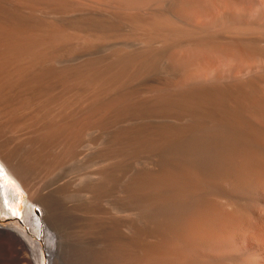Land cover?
I'll return each mask as SVG.
<instances>
[{
	"label": "bare ground",
	"instance_id": "6f19581e",
	"mask_svg": "<svg viewBox=\"0 0 264 264\" xmlns=\"http://www.w3.org/2000/svg\"><path fill=\"white\" fill-rule=\"evenodd\" d=\"M2 1L0 210L44 221L32 124L99 264H264V0Z\"/></svg>",
	"mask_w": 264,
	"mask_h": 264
},
{
	"label": "rangeland",
	"instance_id": "374dc122",
	"mask_svg": "<svg viewBox=\"0 0 264 264\" xmlns=\"http://www.w3.org/2000/svg\"><path fill=\"white\" fill-rule=\"evenodd\" d=\"M3 6L5 7L4 8L5 10H3ZM1 10L5 11V12L3 13V12H1ZM1 13H2V15H1ZM4 14H7V15H4ZM0 15L2 16V17L0 16V18H3V16H4V18H9V17L11 18L13 16L12 13L10 12V9L8 8V4L4 3V1H2V0H0ZM12 18H14V17H12ZM26 126H28V125H26ZM31 126L33 128L30 129ZM31 126H29V128H27V127L23 128V126H22V128H21L22 130H20V129L17 130V128H16L15 129L16 132L13 129L11 131L10 138H12V140L13 139L15 140V141L13 140L14 145H16V143L18 141L20 142V143L18 142V144L21 145V143H22V146L19 145V148L20 149L22 148L21 150L19 148H17L18 144L16 145L17 146L16 148L20 150L19 152L17 151L18 154L20 155V157L23 156L22 159L25 156L28 157V155H29L28 158L26 157L23 160L26 159L25 162L28 165L30 164L29 166L33 169V173L36 171L33 174V182H34L35 188L36 189L44 188L46 191V190H48L47 187L51 186V187H49L50 195L48 196L49 197L48 201L41 202V204H39V206L41 207V205H42V208H43L44 221L40 222V230L38 233L36 232V228L34 227V225L36 224L35 220L31 221L29 218L28 212L25 213V208L27 206V204L25 203V201L27 200V193L23 189H21L20 187H18L17 191H16V193H18L19 197H20V199H19L20 201L17 204L18 205V212L13 216H8V215H5L2 212V210H0V264H17V255H18L19 251H21V253L24 254L25 258H26L22 264H99V262L96 259V256L92 255V253H88L89 251H91V250H89L90 245L93 246L95 243L93 245L91 244L92 241L89 239L90 236L88 235L87 230L86 231L84 230L85 228L83 227V223L80 224L82 221L85 220V218H86L85 214H87V213H85L86 210L84 209L85 204L83 203V200H81L82 199L81 197H83V196H81L82 194L79 192V186L77 184H74L73 182L67 183L64 190L57 187V185L55 186V184L61 179V177L65 176V175L67 177L72 176L77 172V170L79 168L75 162H70V161L66 162L63 166H61L59 168H57L56 166L53 165L54 160L51 162V160L53 158L50 157V155L53 153V155H51V156H54V154H55L54 150H55L56 146H60V144L63 143V141L65 140V137L63 138V136H60V135L56 136L55 135V137L53 136V138H54L53 139V138H51L52 136L51 137H47V135L45 136V132L42 131L43 129L40 130L41 131L40 132L39 131L40 128H37V126H36V129H34L35 125L33 126L31 124ZM25 128H27L29 130L27 131V129H25ZM23 129H24V131H23ZM36 130L39 131L40 134L39 133L37 134ZM13 131L15 133L12 134ZM17 131L20 132L17 135L23 136V140H26V141L22 142L23 140L18 139V138H20V139H22V138L17 137V135H16V133H18ZM25 131H26V133H25ZM29 131H30V133H29ZM31 131L33 132L34 136H33ZM42 132H43V134L41 135ZM14 134H15L14 137H16V138H14L12 136ZM27 134H28V136H33V137L32 138L30 137L29 139H28V137L24 138V136H27ZM37 136L39 137V138H37V140H39V139L41 140V141L39 140L40 142L38 141L39 143L36 140ZM44 136H45V138H44ZM40 137L41 138L43 137L42 139L45 140V142L42 141V139ZM46 137H47V139H46ZM16 139H18V140H16ZM30 139H33V141H30ZM48 140H50L51 143L48 142ZM52 140H54L56 144ZM26 142L28 144L29 143L31 144V145L29 144L30 147H28V146L26 147V145H28ZM33 143L36 145H33ZM42 144L44 146H42ZM35 148H36L37 153H34ZM40 148H41V154L43 153L42 155H44L45 158L41 156L40 151H39ZM50 148H52L54 150H52V149L49 150ZM42 150H43V152H42ZM26 151H27L28 155L26 153H24ZM44 151H46L45 154H44ZM48 151L50 152V154ZM20 152H21V154L23 152V154H25V155L21 156ZM34 156H36V157L34 158ZM39 156H40V158H39ZM41 157H42V159H41ZM32 158H34V159L38 158V162L40 164H38L37 159L34 160ZM31 159L33 161H35V163L32 162ZM40 159L43 161H41ZM47 161H49L50 165H52V167L51 166L50 167L55 168V169H50V167H49V169H47L49 166V163ZM41 162H42V164H41ZM31 163H34L36 165L31 164ZM44 163H45V165H44ZM51 163H53V164H51ZM34 166H37V167H34ZM40 166L43 169H41ZM36 168L41 169V170L38 169V171H42V172H37ZM46 169L48 171H45ZM0 175H2L1 172H0ZM2 181L4 182L3 184H2ZM11 182L15 183L14 180H12ZM6 183H8V181L0 176V184L6 185ZM0 192H1V194H3L1 187H0ZM79 198H81V199L77 200ZM77 201H79V202H77ZM81 202H82V204L80 205L79 203H81ZM39 206L35 205L32 208L41 216L40 209L38 208ZM78 208H80V209H78ZM81 211H84V212L82 213ZM78 224L81 227H79ZM76 227H77V229H78V227L80 228V229H78V232L76 230ZM23 231H25V232H23ZM79 232H81V233H79ZM3 233L13 234L12 239H9V238L6 239L5 237H3L2 236ZM78 233L83 234V235H79ZM84 233H86V234H84ZM24 234H26V235H24ZM73 234L75 236H73ZM77 235H79V236H77ZM76 236H77V238H76ZM79 238H81V240ZM86 238H87V240L85 242ZM45 239L47 240V243H46ZM75 239L76 240L78 239L77 241H79V243L74 241ZM83 241L89 245L87 246ZM48 242H49V246H50L49 249L51 248L50 249L51 251L49 253L51 256H49V255L47 256V250L44 251V254H41L42 249L39 248V246H38L39 244H41L43 246V248H46V244H48ZM76 244H77V246H76ZM82 246H84V247H82ZM86 247H88L87 248L88 251L85 250ZM40 249H41V252H40ZM83 254H85V255H83ZM42 255H43V258L41 260Z\"/></svg>",
	"mask_w": 264,
	"mask_h": 264
}]
</instances>
